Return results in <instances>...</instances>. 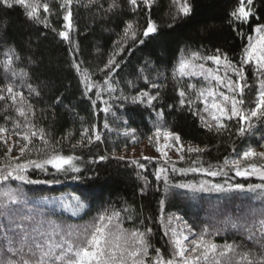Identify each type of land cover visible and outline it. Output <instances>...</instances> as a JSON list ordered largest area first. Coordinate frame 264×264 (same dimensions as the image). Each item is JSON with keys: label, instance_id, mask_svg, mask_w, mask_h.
<instances>
[{"label": "trees", "instance_id": "16d2710c", "mask_svg": "<svg viewBox=\"0 0 264 264\" xmlns=\"http://www.w3.org/2000/svg\"><path fill=\"white\" fill-rule=\"evenodd\" d=\"M43 2L49 3L52 12L47 15L40 11L42 19L47 15L48 26L29 19L24 7L15 4L8 7L0 2V90L13 83L16 90L23 91L35 112L34 116L29 114V119L44 130L49 141L45 149L34 138L35 150L26 153L20 162H43L54 148L61 155L76 157L73 163L80 172L67 165V171H57L49 164L43 169L34 166L27 169L28 178L39 183L11 178L0 182V202L7 199L6 192L14 193L20 201L9 220L33 216L32 221L25 222L30 237L37 236L33 228L50 232L49 222L59 226L58 231L71 229L74 234L83 235L84 229L100 214L118 212L114 226L118 224L128 232L150 228L149 256L159 249L168 257L172 246L166 220L176 217L191 229L190 239L207 229L206 240L221 247L234 244L236 253L226 257L225 264H244L241 257L246 253L249 259L264 255V247L249 239L250 232L257 239L261 235L264 194L247 189L250 184H264V178L236 176L228 170L227 176H216L218 184H243L244 190L192 191L177 187L188 181V176L180 171L168 170L167 181L157 179L159 160L139 159L145 165L139 168L131 162L137 159H118L121 156L117 155L134 146L131 136L124 134L126 130L135 129L137 140H142L152 135L157 126L178 133L185 145L204 150L177 162L176 169L194 165L193 161L204 168L223 166L225 158H234L249 146L264 151V120H253L254 126L243 136L237 131L239 125L235 119L226 121V130L210 131L196 114L202 113L196 91L206 86L200 79L182 78L174 73L180 61L190 58L193 52L207 57L216 54L217 49L239 65L248 36L253 35L257 24L264 25V0H253L254 15L243 24L230 23L231 12L238 7L239 0H188L192 11L187 16L177 12L174 0H154L150 9L141 5L135 12L128 0H117L116 8H110L113 0H73L69 40L58 34L65 30V10L60 7V0ZM149 18L155 21L158 30L144 37L142 32ZM130 21L136 26V38L122 42L124 28ZM121 44L123 52L115 58L119 67L100 71ZM9 53H14L13 63L6 70L4 64ZM74 62L87 68L91 79L100 87L85 94ZM243 71L248 85L243 97L245 107H253L251 102L260 77L252 65H245ZM13 72L27 75L13 76ZM105 80H110L112 90H106ZM153 83L159 87L152 88ZM190 84L195 89L189 88ZM28 85L39 95H30ZM181 88L195 101L191 111L187 105L179 104ZM97 91H101L102 99H97ZM141 91L153 95L158 91L159 98L152 105L134 102L132 98ZM0 94L7 95L2 91ZM92 100L96 101L95 105ZM104 101L110 105L107 113L103 111ZM161 111L163 116H158ZM16 121L21 125L26 122L10 99L0 100V126L7 127L12 134ZM105 121L108 127L104 126ZM85 128L93 137L90 144L86 140L80 144ZM97 132L101 136L99 141L95 140ZM6 151L7 146L0 143V167L9 163ZM11 155H19L18 150L13 148ZM101 156L108 159L100 160ZM77 197L84 207H76ZM13 228L0 216V264L9 261L20 264L21 260L30 258L27 245L21 250L19 234ZM9 240L14 242L12 247L16 251H9Z\"/></svg>", "mask_w": 264, "mask_h": 264}, {"label": "snow or ice", "instance_id": "6c2138e0", "mask_svg": "<svg viewBox=\"0 0 264 264\" xmlns=\"http://www.w3.org/2000/svg\"><path fill=\"white\" fill-rule=\"evenodd\" d=\"M0 2L8 7H12L14 4L22 6L26 9V15L29 19L39 21L45 24V26H48L47 15L52 14L48 2L41 3V0H0ZM90 2H93V0H90ZM153 2L154 0H128L133 12L141 5L150 9ZM72 3L73 0H60V7L65 10L63 17L65 30L60 31L58 34L64 40L70 39V32L73 29ZM174 3L178 5L177 12L179 14L187 16L192 11L188 0H182V2L181 0H174ZM118 6L117 0H113L110 8H116ZM252 6L253 0H239L238 7L231 12L233 20L230 23H247L250 17L254 15ZM41 9L47 14L43 19L40 17ZM157 30V24L149 18L142 35L148 37L151 34L157 33ZM136 35V26L134 22L130 21L124 28V35L121 40L122 42H127L129 38L135 40ZM140 43H143V40ZM121 52H123V44L109 57L104 68L100 69V71H104L105 69L113 71L114 67H119L115 58ZM13 56L14 53L8 54L4 64L6 70L11 69ZM197 60L212 61L216 67L206 68L203 63H195ZM245 65H252L260 77L256 95L251 102L254 105L253 107H245V100L243 98L245 88L248 87L243 71ZM73 67L80 74L81 82L84 84L85 94L92 91L93 88L100 87L91 79V73L87 68H82L81 64L75 62ZM221 67L223 68V74H221ZM230 72L237 77L236 80L231 78L229 75ZM174 73L178 77L198 75L208 82V87L200 88L196 91V101H200L203 104L202 111L207 115L201 112H197L196 114L200 117L201 123L205 128L210 131L215 129L217 132H220L227 129L228 125L226 121L235 119L239 125L237 131L243 136L254 126L253 120H264V25L257 24L253 30V35L248 36V43L243 49L239 65L233 64L227 54L221 53L217 49L216 54L207 57H202L198 52H193L190 58L180 61ZM12 75L26 76L27 73L13 72ZM145 79L147 78L145 77ZM213 82H215V86ZM105 84L107 85L106 90H112L110 80H105ZM219 86L227 89V93L220 91ZM151 87L158 88L159 86L153 83ZM28 88L30 95L32 93L37 96L39 95V92L32 88L31 85H28ZM189 88L195 89V85L190 84ZM103 90L105 89L101 88V91ZM0 91L7 94H0V100L10 99L12 104L16 106V111L26 121L23 125L19 121H16L13 125L15 130L12 132V135L18 138L16 140H12L11 136L8 135L9 129L7 127L0 126V143L7 146L5 156L9 161V163L0 167V182L8 181L11 178L29 184L39 183L40 181H33L26 175L27 169L33 166L43 169L45 165L50 164L57 171H67L65 168L67 165L74 172H80V169L73 163L77 159L76 157L61 155L54 148L43 162L34 160L20 162L26 153L30 150H35L32 147L34 138H38L45 149L49 147V141L46 139L44 130L37 128L29 119V114L34 116L35 112L23 91L16 90L13 83L6 84ZM101 91L96 92L97 99H102ZM179 96L180 106L187 105L191 111L195 101L187 97L183 88L179 90ZM158 98V91L155 95L151 94L150 91H141L132 99L134 102L139 101L152 105L153 101H156ZM125 99L127 98L125 97ZM104 103L106 106L103 108V111L107 113L110 110V105H108L107 101H104ZM92 104L95 105L96 101L92 100ZM157 115L163 116V112L161 111ZM104 126L108 127L107 121H105ZM89 131L87 128L83 130L80 144H84L85 140L89 144L92 143L93 137L89 134ZM124 134L131 136L133 142H137L135 129L126 130ZM100 139L101 136L97 132L95 134V140L99 141ZM180 140L181 138L178 133L157 126L154 133L148 137V142L159 153V157L144 156L143 159H159L165 164H172L173 171H180L182 173H204L208 176L215 177L218 175L227 176L228 170H231L235 172L236 176L248 177L255 175L264 178V151H257L250 146L242 152L237 153L234 158H225L223 166H209V168L197 166L187 169H176L175 163L169 155L170 150H175L179 153L180 160L185 159V152L199 154L204 151L199 146H188L185 149ZM14 147L18 148L19 155L17 156L11 155ZM99 159L105 160L108 157L101 156ZM118 159H124V157H118ZM257 160L261 161V163H257ZM131 162L138 165L139 168L145 167L139 160H132ZM193 163L196 164L198 161H193ZM167 172L168 169L161 166L155 173L156 178H163L167 181ZM177 187L191 189L192 191L245 189V185L243 184H213L207 180L181 183ZM247 189L252 192L259 190L261 194H264V184H250L247 185ZM4 195L7 199L0 202V216H3L5 220H8L10 224L14 225L12 230L19 234L21 250L27 245L30 256L27 260H21L20 264H225V258H230L236 253V246L234 244H225L221 247L206 240L205 234L207 229L202 233L196 234V238L193 239H190L188 235H184L182 232H177L175 229H172L170 237L172 251L170 255L165 257L159 249H154L155 255L149 256L151 246L147 236L151 232V229H146L144 232H140L139 230L128 232L125 229L119 228L118 224L114 226L113 221H118L120 215L118 212H113L111 215L107 213L100 214L90 226L84 229L83 235H76L71 229H59L58 231L59 226L52 225L49 222L50 232L45 233L40 231L39 228H33L32 231L36 232L37 236L30 237L25 222L32 221L34 217L27 215L21 216L19 219L9 220L14 206L18 205L20 201L12 192H6ZM76 202V207H84L79 197L76 198ZM161 204H163V201H161ZM40 223L43 224V221ZM260 224L261 235L259 239L254 234H251V232L249 239L257 240L264 247V220H261ZM114 228L118 230H114ZM30 238L31 243L28 244ZM13 243L12 240L8 241L9 251H16L12 247ZM248 257L249 254H244L241 257V261L244 264H264V255L259 259H249ZM8 264H11V262L9 261Z\"/></svg>", "mask_w": 264, "mask_h": 264}, {"label": "rangeland", "instance_id": "374dc122", "mask_svg": "<svg viewBox=\"0 0 264 264\" xmlns=\"http://www.w3.org/2000/svg\"><path fill=\"white\" fill-rule=\"evenodd\" d=\"M195 63H203L206 68H215L216 67L212 61L197 60V61H195ZM221 74H223V68L222 67H221ZM229 75L231 76V78L233 80L237 79V77L234 74H232L231 72L229 73ZM182 78H187V79L190 78V79H194V80L200 79L199 81H202L203 86H206V87L209 86L208 82L205 81L203 77L198 76V75H196V76H185ZM241 83H243V82H241ZM213 85L215 86V82H213ZM219 90L227 93V89L223 88L222 86H219ZM200 106H201V109L203 110V104L201 102H200ZM202 114L207 115L206 113H203V111H202ZM8 135L11 136L12 140L18 139L17 137L13 136L11 133H8ZM180 142L184 145L185 149H187L188 145H185L181 140H180ZM14 149L18 150V148H16V147H14ZM189 154H191V153H187V152L184 153L185 157L188 156ZM117 155H119L121 157H125V158L137 159V160L143 159L144 156L159 157V153H157L155 151L153 146L149 145L148 138L142 139V140H137V142L134 143L133 147L127 148V149L119 152ZM169 155H170L172 161L175 163V166H176L177 162L181 161L179 159L180 154L177 153L175 150H170ZM153 160H159V159H153ZM159 162H160L161 166L166 167L168 170L172 169V164H170V163L165 164L161 160H159ZM197 166H199V165L194 164V165L188 166L187 168L197 167ZM187 168H185V169H187ZM184 174L186 176H188V181L186 183H188V182H199L200 180H207L213 184H218L216 176L213 177V176H208L204 173H193V172H187ZM166 226L168 227L167 230L170 233V236H171L172 229H175L177 232H182L184 235H188L189 238H190V236H193V234L190 233L186 224L183 221H181L180 219H177L176 217L168 218L166 220Z\"/></svg>", "mask_w": 264, "mask_h": 264}]
</instances>
